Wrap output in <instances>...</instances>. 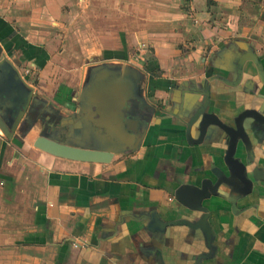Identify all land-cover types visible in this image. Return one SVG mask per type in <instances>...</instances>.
<instances>
[{
  "label": "crops",
  "instance_id": "crops-1",
  "mask_svg": "<svg viewBox=\"0 0 264 264\" xmlns=\"http://www.w3.org/2000/svg\"><path fill=\"white\" fill-rule=\"evenodd\" d=\"M0 40L20 71L30 70L25 78L53 109L48 116H69L89 67L104 61L143 67L150 101L167 111L139 151L109 164L36 148L37 127L28 134L22 128L12 140L0 131V264H156L145 252L153 236L142 214L156 209L166 220L184 217L174 191L192 180L189 163L210 167L218 151L158 130L180 120L172 102L178 85L210 78L211 59L230 42L252 44L264 65V0H0ZM243 83L212 81L219 91L212 111L223 120L257 98ZM192 136L198 140L197 127ZM251 202L249 212L234 214L225 201L213 210L221 246L211 264H264V214L258 216L264 200L257 195ZM183 231L170 228L166 236L168 264H188Z\"/></svg>",
  "mask_w": 264,
  "mask_h": 264
},
{
  "label": "water",
  "instance_id": "water-1",
  "mask_svg": "<svg viewBox=\"0 0 264 264\" xmlns=\"http://www.w3.org/2000/svg\"><path fill=\"white\" fill-rule=\"evenodd\" d=\"M5 44L0 40V129L6 138H17L22 128L28 134L37 127L36 148L87 163L109 164L116 155H130L140 148L156 110L149 97L143 95L145 69L128 61L91 65L82 90L76 94L77 108L69 116H59L62 121L50 123L49 129H41L36 125L39 115L48 118L53 109L28 83L20 64L9 58ZM214 59L224 61L218 64ZM211 62L216 68L212 76L201 82L189 80L179 84L173 101L179 116L189 120V144H211L212 137L224 144L222 153L216 155L221 163L212 162L210 173L200 168L191 183L176 188L174 198L186 209L184 217L165 220L156 209L142 214L144 230L153 236L152 245L145 252L151 253L157 264H167L163 246L170 228L177 226H187L194 235L183 260L190 257L188 264H207L209 259L216 258L221 245L211 221L213 210L225 201L238 214L239 202L254 194V186L264 188V152L258 154L255 149L257 145L264 146L263 62L254 46L245 40L230 42L214 54ZM245 75H249L247 80ZM215 79L231 88L244 82L245 92L257 97L253 104H246L234 114L229 124L212 111V99L219 92L213 88ZM186 90L192 93L189 98L182 96ZM197 124L200 137L193 140L190 132ZM242 154L247 156L246 161Z\"/></svg>",
  "mask_w": 264,
  "mask_h": 264
},
{
  "label": "flooded vegetation",
  "instance_id": "flooded-vegetation-1",
  "mask_svg": "<svg viewBox=\"0 0 264 264\" xmlns=\"http://www.w3.org/2000/svg\"><path fill=\"white\" fill-rule=\"evenodd\" d=\"M142 69H144L143 67H142ZM147 78L145 79V80H143L142 81V89H143V95H146V96H148L149 97V99H150V92H151V89L149 90V88H146V85H147ZM148 89V90H147ZM252 94V93H251ZM173 99L174 98H172V102H173V104H174V101H173ZM153 103V102H152ZM154 105H155V107H156V110H155V116H154V119L151 121V124H150V127L148 128V131H147V133H146V135H145V137H144V139H143V141H142V144H141V146H140V148L137 150V151H139L140 149H141V147H142V145H143V143H144V141H145V139H146V136L149 134V135H151V134H153L152 132H153V130L155 129V127H159V126H161V125H164V124H160V123H158V120H156V119H158V117H159V115L161 114V113H163V112H165L166 110H165V107H164V105H163V102H154L153 103ZM167 112V111H166ZM37 114V113H36ZM178 117H179V122H175V123H173L172 122V126H174V129H170V128H161L160 130H158V131H160L159 133H158V135L159 136H170L171 134H173V135H180V136H184L185 138H186V140L188 141V134H187V126H188V124H189V120L188 119H186V118H184V117H182V116H179V112H177V114H176ZM221 120L223 121V122H225L226 124H229V123H231L232 122V119H226V120H223L222 118H221ZM60 121H62L59 117H55V116H48V118L47 117H43L42 116V114H40L39 115V118H38V121H37V123H36V125L37 124H39L40 126H41V129H49L50 128V123H58V122H60ZM172 121H174V120H172ZM68 125H70V123L68 124ZM194 127H197L198 128V130H199V126H198V124L197 125H194L192 128H191V132H190V134H191V138L194 140V138H193V136H192V129L194 128ZM170 131H173L171 134H170ZM200 131V130H199ZM200 137V136H199ZM199 139V138H198ZM217 139V137H212L211 138V145L212 146H214L215 148H217L218 149V151H217V154L218 153H222L221 152V149H222V147H223V143H219V141H217L216 140ZM189 143V142H188ZM190 145H192V144H190ZM194 145H199V144H194ZM254 145H255V141H254ZM261 148H263V151H260L259 150V152H264V146L263 147H261ZM257 151H258V145L256 146V148H255ZM223 150V149H222ZM216 154V155H217ZM216 155H214V158H213V162L215 161L216 162V164H218V165H220V163H221V161L218 159V158H216ZM242 157H243V161H246V159H247V156L245 155V154H242ZM190 161L192 162V155H190ZM190 165H188L189 167L188 168H186V174L188 175V176H191L192 174H194V176L196 175L195 173H196V171H198L200 168L201 169H204L205 170V172H208V173H210V171L208 170L210 167H206V166H204V165H202V166H200V167H198V168H193V166H192V164L191 163H189ZM192 166V167H191ZM191 167V168H190ZM190 168V170H188ZM194 176H192V177H194ZM192 180H193V178H192ZM192 180L191 181H188V182H184V183H181V184H186V183H191L192 182ZM180 184V185H181ZM253 193L254 194H252L251 196H249L246 200H243L245 203V205L244 206H242V207H244L243 209H242V207H241V210L243 211V212H249V211H252L251 209H252V206L254 205V203L253 202H251V201H254L255 200V197H257V195L258 196H260V197H262L263 198V200H264V188H262L259 184L258 185H255L254 186V189H253ZM242 201H240L239 202V204L241 203ZM238 204V205H239ZM240 207V206H239ZM240 211V210H239ZM264 214V211L262 210L259 214H258V216H259V218H260V216L261 215H263ZM175 219H178V218H173V219H170V220H175ZM166 220V219H165ZM179 227H182V229L184 230L183 232H185V233H187V242H193V241H190L192 238L191 237H193L194 235H192L191 234V232H190V229L187 227V226H177L176 228H179ZM192 235V236H191ZM187 247H189L190 246V244L189 243H187ZM151 254V253H150ZM152 255V254H151ZM152 257L154 258V256L152 255ZM189 259H190V257H188ZM188 258L186 259L187 260V262L189 263V260H188ZM216 259H218V254H217V257L216 258H213V259H209L208 260V262H206L207 264H211L213 261H215ZM154 260H155V258H154ZM157 264V263H156ZM168 264V263H167Z\"/></svg>",
  "mask_w": 264,
  "mask_h": 264
},
{
  "label": "built area",
  "instance_id": "built-area-1",
  "mask_svg": "<svg viewBox=\"0 0 264 264\" xmlns=\"http://www.w3.org/2000/svg\"><path fill=\"white\" fill-rule=\"evenodd\" d=\"M145 46H146L145 43H142V44H141V47H142V48L145 47ZM29 71H30V70L27 69V70H25L24 72H22L23 76L26 77V76L29 74Z\"/></svg>",
  "mask_w": 264,
  "mask_h": 264
},
{
  "label": "trees",
  "instance_id": "trees-1",
  "mask_svg": "<svg viewBox=\"0 0 264 264\" xmlns=\"http://www.w3.org/2000/svg\"><path fill=\"white\" fill-rule=\"evenodd\" d=\"M208 2H209V4H211L212 2H213V0H208ZM5 43H6V41H5ZM7 44V43H6ZM5 44V45H6ZM7 46V45H6ZM10 52H11V50H10Z\"/></svg>",
  "mask_w": 264,
  "mask_h": 264
},
{
  "label": "rangeland",
  "instance_id": "rangeland-1",
  "mask_svg": "<svg viewBox=\"0 0 264 264\" xmlns=\"http://www.w3.org/2000/svg\"><path fill=\"white\" fill-rule=\"evenodd\" d=\"M0 131H1V129H0ZM2 132V131H1ZM3 133V132H2ZM4 134V133H3Z\"/></svg>",
  "mask_w": 264,
  "mask_h": 264
}]
</instances>
